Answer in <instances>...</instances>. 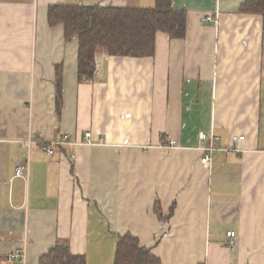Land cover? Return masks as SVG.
Masks as SVG:
<instances>
[{
	"label": "crops",
	"instance_id": "1",
	"mask_svg": "<svg viewBox=\"0 0 264 264\" xmlns=\"http://www.w3.org/2000/svg\"><path fill=\"white\" fill-rule=\"evenodd\" d=\"M242 2L171 0L184 37L157 31L148 57L98 51L85 80L48 6L154 0H0V264H38L58 240L113 264L125 234L161 264H264V27ZM199 132L218 137L207 164ZM64 134L76 144L50 155L24 145ZM24 242V261L8 260Z\"/></svg>",
	"mask_w": 264,
	"mask_h": 264
},
{
	"label": "trees",
	"instance_id": "2",
	"mask_svg": "<svg viewBox=\"0 0 264 264\" xmlns=\"http://www.w3.org/2000/svg\"><path fill=\"white\" fill-rule=\"evenodd\" d=\"M240 13H257L264 27V0H243ZM48 24H62L65 39H78L77 68L80 79L90 80L95 70L94 54L148 57L154 53L155 35L163 31L170 37H184L186 11L174 9L171 0H154L151 8L102 7L99 5L53 4L47 8ZM60 84L56 86L60 101ZM156 212L159 211L156 208ZM38 264H86L84 255L70 253L66 242L58 240L38 259ZM113 264H161L160 258L140 246L136 237L118 238Z\"/></svg>",
	"mask_w": 264,
	"mask_h": 264
},
{
	"label": "built area",
	"instance_id": "3",
	"mask_svg": "<svg viewBox=\"0 0 264 264\" xmlns=\"http://www.w3.org/2000/svg\"><path fill=\"white\" fill-rule=\"evenodd\" d=\"M84 135L87 137L90 135V132H85ZM199 138L201 141V145L199 146V149L203 152V157L200 159V161L204 164H207L212 156V153L215 150H218L215 147V143L218 140V137L212 136L207 132H199ZM244 139V135H239L237 136V139L235 140V144L231 145L229 149H232L236 153H241L242 149L239 146V142H241ZM36 143L38 144L45 152L46 154L50 155L52 153V146L56 145H67L68 147H72L76 144L75 141L69 139V136L64 134L63 136L59 137L57 140L53 141H46V140H33L31 138H27L24 140V145L26 147V150L28 151L31 144ZM174 143V140H169V144L172 145ZM75 155L72 154V157ZM28 171V162L26 161L25 163H19L16 165L15 170H14V176L15 177H25ZM227 237L228 239V245L231 249L235 247V232L234 231H229L227 232ZM26 256V244L25 242L21 244V246L14 248L12 251H10L7 254V259L8 260H22L24 261Z\"/></svg>",
	"mask_w": 264,
	"mask_h": 264
}]
</instances>
